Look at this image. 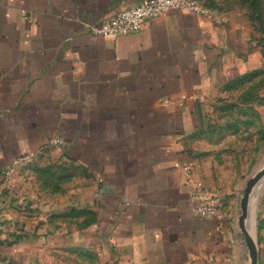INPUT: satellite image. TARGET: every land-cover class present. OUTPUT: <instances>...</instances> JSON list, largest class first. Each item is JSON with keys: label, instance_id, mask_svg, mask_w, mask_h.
Masks as SVG:
<instances>
[{"label": "crops", "instance_id": "crops-1", "mask_svg": "<svg viewBox=\"0 0 264 264\" xmlns=\"http://www.w3.org/2000/svg\"><path fill=\"white\" fill-rule=\"evenodd\" d=\"M143 1L0 0V241L30 264H250L240 202L201 217L190 196H218L204 157H228L230 136L254 134L264 163V0L261 16L257 0H199L132 35L92 33ZM28 153L49 184L21 168L6 185ZM253 208L264 264V183Z\"/></svg>", "mask_w": 264, "mask_h": 264}, {"label": "rangeland", "instance_id": "rangeland-1", "mask_svg": "<svg viewBox=\"0 0 264 264\" xmlns=\"http://www.w3.org/2000/svg\"><path fill=\"white\" fill-rule=\"evenodd\" d=\"M253 104V103H252ZM250 107L247 105V108ZM234 110L237 109L239 110V107H234ZM243 109V108H242ZM238 119L237 117L231 118L233 121V124L236 123V120ZM235 120V121H234ZM245 136V140L243 143H240V138ZM227 138V137H226ZM223 139V138H221ZM229 139L233 142V146L236 147L235 151L232 149L231 153H228V157H225L223 155L222 150H217L215 151L214 154L212 155H206L204 157V167H203V174L205 176V179H207L215 188H216V193L217 197L219 199L220 204H226L229 205L232 203L234 200V205L235 203H239L240 199L243 194V190L246 186V183L248 180H250L252 177L256 175V173L264 167V163L262 165H254L255 162V157L253 158V155L256 153L254 151L255 148V135H242V136H230L227 138V142ZM240 144L246 145L245 148H243V154L247 155L246 157L240 158ZM259 152V151H258ZM210 156V157H208ZM231 156V157H230ZM241 161H247L248 166L241 165ZM252 161V164H251ZM264 162V161H263ZM234 164V165H233ZM211 165V166H210ZM32 166H34V161H31L29 163H26L19 167L14 176H13V183L11 186L15 184V176L16 173L21 169L25 168L28 170V175L29 178H27V183L30 185L34 182L37 183L36 178H31L32 172H37L32 171ZM24 169V170H25ZM50 171H52L53 167H50ZM73 173H77V170H73ZM38 177L39 181H43V185H48L49 184V179H48V174L49 173L48 169H44L41 173H35ZM238 211L239 209V204H237ZM241 212V211H240ZM73 217L76 218V221L78 222L79 218L82 216L80 214V211L77 210ZM62 220L63 218L60 217ZM254 217L252 216L250 220V225L249 228L252 233H255V228H254ZM13 231H8L7 237H11L10 233ZM19 250L17 249V246L13 241H10L9 238H3L0 241V264H30L29 259H23V257L19 256ZM88 258V264H97L96 258H95V253H88L87 254Z\"/></svg>", "mask_w": 264, "mask_h": 264}, {"label": "built area", "instance_id": "built-area-1", "mask_svg": "<svg viewBox=\"0 0 264 264\" xmlns=\"http://www.w3.org/2000/svg\"><path fill=\"white\" fill-rule=\"evenodd\" d=\"M172 9L192 13L205 11L199 0H145L138 5L115 12L99 25H92L91 31L97 35L113 37L132 35L141 31L148 20L162 16ZM54 141L59 142L57 139ZM33 159L34 155L29 153L14 158L12 164L4 171L5 184L11 186L16 170ZM190 208L194 215L201 217H217L220 214L219 199L215 193L204 187L191 194Z\"/></svg>", "mask_w": 264, "mask_h": 264}, {"label": "water", "instance_id": "water-1", "mask_svg": "<svg viewBox=\"0 0 264 264\" xmlns=\"http://www.w3.org/2000/svg\"><path fill=\"white\" fill-rule=\"evenodd\" d=\"M263 183L264 167L261 168L254 177L248 180L240 200L241 214L239 217V225L249 250L250 264H258V248L249 230V225L250 220L255 213L253 202L258 197Z\"/></svg>", "mask_w": 264, "mask_h": 264}, {"label": "trees", "instance_id": "trees-1", "mask_svg": "<svg viewBox=\"0 0 264 264\" xmlns=\"http://www.w3.org/2000/svg\"><path fill=\"white\" fill-rule=\"evenodd\" d=\"M258 1L259 0L256 1L257 6L254 7V10L260 11V16H261L262 15V13H261L262 10H261V7L258 5Z\"/></svg>", "mask_w": 264, "mask_h": 264}]
</instances>
